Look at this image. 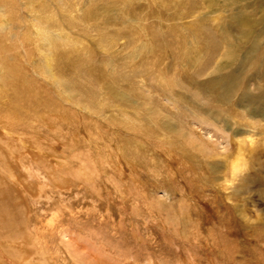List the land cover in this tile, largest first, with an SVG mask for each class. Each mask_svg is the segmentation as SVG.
Returning <instances> with one entry per match:
<instances>
[{
	"label": "rangeland",
	"instance_id": "1",
	"mask_svg": "<svg viewBox=\"0 0 264 264\" xmlns=\"http://www.w3.org/2000/svg\"><path fill=\"white\" fill-rule=\"evenodd\" d=\"M219 1L222 6L223 0ZM230 1L232 14L240 4L253 2ZM138 4V0L133 1L136 14L142 13ZM248 9L246 16L260 21L257 8ZM211 10L205 11L211 13L210 17L219 14ZM20 16L24 21L27 18L23 13ZM221 16L227 19V15ZM228 23L224 27L227 30L233 25L230 20ZM132 27L133 65L146 60V56H154L157 66L172 61L171 56L162 57L157 52L163 47L161 31L149 28L144 35L136 24ZM215 32L223 33L219 29ZM200 36L199 46L189 38L182 52L197 56L203 65L206 51L201 45L209 34L202 31ZM260 40L264 48V36ZM237 47L231 52L236 51L241 65L232 71L236 76L242 77L246 72L250 76L245 61L240 59L246 48ZM227 50L230 48L224 47L216 55V64L227 63ZM193 58L190 62L198 60ZM189 59L181 58L175 68L184 75L175 81L179 86L175 100H181L177 103L183 107L180 110L173 107L171 95L156 99L154 92L147 108H143L148 92L130 85L140 97L130 96L135 101L133 108L145 112L146 121L153 119L152 125L144 123L140 130L149 140L145 135L140 137L136 130L108 127L102 118L106 127L94 126L88 121V114L85 119L81 117L84 112H77L72 125L57 121L53 114V119H49L52 125H48L41 122L43 118L34 108L14 110L9 103L3 106L0 119L16 114L26 126L19 129L18 136L29 140L21 143L0 133V264H264V107L253 109L233 102L229 109L214 105L216 116L214 110L209 113L212 106L206 101L215 99V92L207 87L204 91L192 88L194 84L189 80L195 71L184 66ZM115 61L97 57L95 64L100 68L113 63L114 67ZM110 72L113 77H120L124 68L117 65ZM110 77L106 76L105 82ZM257 84L262 85L252 82L250 90L256 91ZM40 86L47 96L58 99L53 89L41 83ZM204 95L209 98L203 100ZM195 99L202 109L196 114L190 108ZM5 100L0 96V101ZM226 108L228 119L243 114L234 118L236 129L230 128L235 122L226 121L225 131L223 125H213ZM82 119L88 122L83 123ZM162 122H167L169 129L163 130ZM156 129L159 132L154 135ZM220 130L223 140L215 136ZM129 136L144 143L140 158H127L118 150L117 139ZM166 142H172L169 147L174 153ZM199 147L210 151L207 158ZM181 150H188L199 166L183 161ZM236 161L239 162L234 171Z\"/></svg>",
	"mask_w": 264,
	"mask_h": 264
},
{
	"label": "bare ground",
	"instance_id": "2",
	"mask_svg": "<svg viewBox=\"0 0 264 264\" xmlns=\"http://www.w3.org/2000/svg\"><path fill=\"white\" fill-rule=\"evenodd\" d=\"M133 1L0 0V96L7 100L0 101V112L6 103L11 104L14 110L25 107H28L26 109L34 108L36 114L38 113L43 118L41 122L48 125H52L50 123L53 121L50 122L49 119L52 120L53 118L57 121H64L67 125H72L73 120L76 121L77 112H84L81 117L85 119L88 114L90 116L88 121L94 126L105 128L106 126H103L102 121H100L102 118L108 127L113 126L114 129L120 127L127 129L126 131L136 130L140 133V137L145 138L147 136L146 139L149 140L148 135L143 134L140 130L144 123L148 126L149 124L152 125L153 119L151 122H149V118L146 121V118L143 117L145 112L143 114L133 108L135 101L130 96H135L140 100V97L133 92L145 93L147 91L148 98H144L147 102H144V107L142 106L147 108L153 92L157 97L156 99H160L162 95H171L169 100L173 107L176 110L182 109V104L177 103L181 100H175V90L179 87L175 81L181 80L184 75L181 69L177 71L175 68L178 66L177 63H181V58L187 59L188 57L190 58L189 63H184V66H190V69L195 71L193 78L189 80L194 84L192 88L196 91L200 89L204 91L207 87L215 92V99L206 101L212 106L209 113L214 110L216 116L217 112L214 105L229 109V107L234 106L232 105L233 102L253 109L259 105L264 107V68L261 69V65L264 64V48L260 46V39L264 36V27L261 26L264 22L263 1L253 0L255 4L253 2L242 5L239 3L238 11L233 12L234 14L229 8L231 4L229 0H223L222 6H219V0H138L140 3L138 9H141L142 13L137 14L135 12L137 9L132 6ZM215 7L218 9H214ZM251 7H256L257 11L260 12V21H254L246 16L247 9ZM206 9H213L215 12H219L220 16L218 14L210 17L211 13H206ZM230 11L231 14H229ZM19 12L27 15V18H24L25 21ZM221 13L224 16L227 15V19L223 20ZM201 15L203 16L201 17ZM229 20L233 24L230 28H235V31L224 28H227ZM22 23L25 26H22ZM133 23L141 29L144 35L149 28L151 30L156 29L157 32L161 31L163 36L160 39L163 47H159L157 52L162 54V57L171 56L172 61L170 63L157 66V61L153 62L154 56H146V60H142L137 65L132 64L131 54L134 53V49H132L134 41L131 39L134 35ZM258 26H261V29H258ZM217 29L223 33L217 35L215 32ZM202 31L209 34L204 45H201V48L206 51L203 56L206 63L203 65L196 58L197 56L193 58L192 53L184 55L182 52L189 38L199 46L198 40L200 43ZM235 34L238 35L237 38H235ZM122 41L123 43H121ZM233 42L234 44H232ZM221 46L230 48L226 54L228 61L226 60L227 63L225 64H216L214 58L224 48ZM232 46L235 47V50L238 48L237 46L246 48L245 53L244 51L241 52L244 55L240 59L245 61L248 69L246 70L252 75L248 76L246 72L241 77L233 73L234 66L241 64L236 60V51L232 49L233 52H231ZM238 51L240 52V50ZM97 57L117 61H115L114 67L112 66L113 63H108L99 68L95 64ZM192 58L198 60L190 62ZM117 65L124 68V72L121 73L122 76L120 77H113L110 71ZM188 75L186 73V76ZM106 76H111L112 79L105 82ZM251 81L255 83L258 81L262 85L257 84L255 86L256 91L250 90ZM40 83L53 89L59 100L47 96V93L40 89ZM130 85L137 86L141 90L135 91L136 89ZM187 88L188 85L184 87L186 90ZM208 98L204 95L203 100ZM165 99L162 101L165 102ZM190 108L195 114L198 109L202 110L196 99ZM161 111L160 113L163 112ZM224 111H228L227 108L226 110L223 109V114L221 113L218 118L214 119L213 125L221 124L225 131L227 129L226 121L230 124L235 122L230 128L231 130L232 128L236 129L238 125L234 118L237 119L238 115L243 114L240 113L233 119H228V112L226 114ZM148 112L146 111V114L149 116ZM53 114L56 116L52 118ZM94 117L99 119L96 120L99 123L94 120ZM88 121L84 122L87 123ZM4 122L6 123L4 124ZM251 124L256 123L251 122ZM8 125L9 128H7ZM53 125L55 124L53 123ZM161 125L163 130L170 127V125L167 127V122H162ZM25 127L21 123V119H18L14 113H10L7 118L0 119L1 135L15 139L17 142L24 143L23 141L29 140L17 134L20 128L25 129ZM144 128L148 127L144 126ZM69 129L71 128L69 127L67 130L69 131ZM152 130L150 129V131ZM158 132L156 129L154 135ZM220 133L218 131L215 136L223 140L222 130ZM151 135L154 137L153 134ZM112 136L111 134L110 137ZM115 138L114 135L113 140ZM137 139L135 136L133 138L130 136L118 138L116 142L118 150L124 153L127 158L136 155L137 158H140L139 155L144 154V143H140L141 141L139 142ZM166 143L169 147L172 142ZM213 145L215 146L214 142ZM171 147H169V151L174 153ZM203 148L199 147L201 153L207 158L206 156L208 153L210 154V151ZM179 155L183 161L189 162V165L199 166L188 150H181ZM238 162L234 163V171L237 170ZM194 169L196 170L195 167Z\"/></svg>",
	"mask_w": 264,
	"mask_h": 264
}]
</instances>
